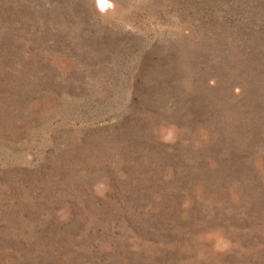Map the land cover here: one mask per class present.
<instances>
[{
	"label": "rangeland",
	"instance_id": "rangeland-1",
	"mask_svg": "<svg viewBox=\"0 0 264 264\" xmlns=\"http://www.w3.org/2000/svg\"><path fill=\"white\" fill-rule=\"evenodd\" d=\"M0 264H264V0H0Z\"/></svg>",
	"mask_w": 264,
	"mask_h": 264
},
{
	"label": "snow or ice",
	"instance_id": "snow-or-ice-1",
	"mask_svg": "<svg viewBox=\"0 0 264 264\" xmlns=\"http://www.w3.org/2000/svg\"><path fill=\"white\" fill-rule=\"evenodd\" d=\"M99 2L101 7H104L106 4V0H99Z\"/></svg>",
	"mask_w": 264,
	"mask_h": 264
}]
</instances>
